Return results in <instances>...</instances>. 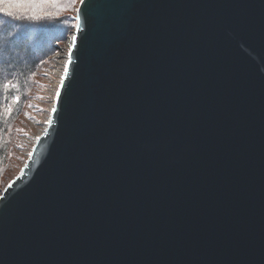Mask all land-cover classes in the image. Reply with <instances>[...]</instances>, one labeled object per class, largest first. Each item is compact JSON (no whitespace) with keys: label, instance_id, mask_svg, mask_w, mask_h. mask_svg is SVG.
Masks as SVG:
<instances>
[{"label":"water","instance_id":"95a60500","mask_svg":"<svg viewBox=\"0 0 264 264\" xmlns=\"http://www.w3.org/2000/svg\"><path fill=\"white\" fill-rule=\"evenodd\" d=\"M71 36L0 264H264V0H80Z\"/></svg>","mask_w":264,"mask_h":264},{"label":"trees","instance_id":"16d2710c","mask_svg":"<svg viewBox=\"0 0 264 264\" xmlns=\"http://www.w3.org/2000/svg\"><path fill=\"white\" fill-rule=\"evenodd\" d=\"M73 3L0 0V184L15 124L38 70L72 28Z\"/></svg>","mask_w":264,"mask_h":264},{"label":"rangeland","instance_id":"374dc122","mask_svg":"<svg viewBox=\"0 0 264 264\" xmlns=\"http://www.w3.org/2000/svg\"><path fill=\"white\" fill-rule=\"evenodd\" d=\"M80 0H74L71 13V29L66 37L55 44V48L35 77L34 86L24 108L15 124L9 153L0 184V193L4 186L14 178L25 164L36 137L46 127L56 91L63 71L62 64L56 62L68 56L69 38L76 25V8Z\"/></svg>","mask_w":264,"mask_h":264},{"label":"bare ground","instance_id":"6f19581e","mask_svg":"<svg viewBox=\"0 0 264 264\" xmlns=\"http://www.w3.org/2000/svg\"><path fill=\"white\" fill-rule=\"evenodd\" d=\"M71 41H72V36H70V38H69V41H68V44L70 45L71 44ZM67 60H68V56H64V58H62V59H60V60H56V62H58V63H60V64H62L63 66H62V71H63V74H64V71H65V67H66V64H67ZM62 74V75H63ZM45 129V128H44ZM44 129L42 130V132L44 131ZM42 132L40 133V134H42ZM39 134V135H40ZM38 135V136H39ZM37 138V137H36Z\"/></svg>","mask_w":264,"mask_h":264}]
</instances>
